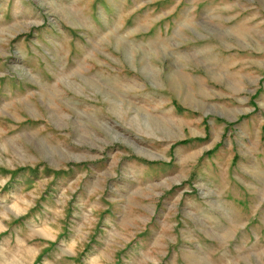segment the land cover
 Wrapping results in <instances>:
<instances>
[{
	"label": "rangeland",
	"instance_id": "1",
	"mask_svg": "<svg viewBox=\"0 0 264 264\" xmlns=\"http://www.w3.org/2000/svg\"><path fill=\"white\" fill-rule=\"evenodd\" d=\"M0 264H264V0H0Z\"/></svg>",
	"mask_w": 264,
	"mask_h": 264
}]
</instances>
